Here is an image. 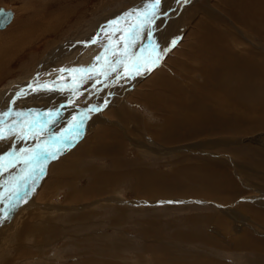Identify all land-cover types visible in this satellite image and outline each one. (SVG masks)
I'll return each instance as SVG.
<instances>
[{"label": "rangeland", "instance_id": "obj_1", "mask_svg": "<svg viewBox=\"0 0 264 264\" xmlns=\"http://www.w3.org/2000/svg\"><path fill=\"white\" fill-rule=\"evenodd\" d=\"M148 2L0 0V7L12 8L14 17L5 29H0V59L5 57L0 66V107L4 108H0V114L6 109L11 110L9 116L0 115V120L4 121L0 127L6 128L13 119H24L26 110L20 112L22 117L12 116V110L17 109L13 106L23 97L40 91H33L28 85L51 84L52 87L53 82L55 88L65 84L72 89L78 86V95L82 92V95H88L89 89H93L96 93L93 104L97 106L93 109L100 110L89 112L103 114L100 120L104 121L98 122L96 127L92 116L89 115L88 119L83 115L88 109L83 113L71 111L62 127V121L53 111L51 118H40L47 126L44 133H39L44 136L41 140L40 135L36 139L18 140L10 136V140H0V156L9 158L12 154L15 158L19 149H34L38 142L44 145V139L49 140L48 134L52 138L50 140L65 136V133L81 135L65 157L59 153L56 158L46 154L36 160L38 163L33 175L36 176L25 178L26 183L31 180V185H25L30 193L24 194L27 190L23 189L18 191L24 194H21L23 199L19 212L14 206L5 208L7 205L3 203L5 207L0 210V230L4 232L0 243V264H264V124L260 120L253 123L245 119L255 116L253 109L256 106L264 108V77L260 85L254 80L244 86L238 82L218 80L216 92L219 94L221 91L220 94L227 96L235 107L243 106L241 109L249 115L242 116L243 121L236 116L221 119L209 105L205 109L197 103L184 108L183 114L174 111L171 116L176 115L173 121L178 124L167 125L169 117L164 112L167 110L168 114L171 110H153L139 101L137 94L152 88L142 87V83L159 77L160 70L173 73L168 57L172 59L183 51V46L196 43L195 38L190 37L193 24L189 17L181 26L177 24L176 30L169 32V41L158 30V21L151 25L152 40L147 38L145 30L137 49L153 43L160 50L170 49L150 72L129 78L125 75V72L132 71L131 62H128L118 69L120 79L116 78L117 73H112L107 79L97 76L100 83L96 80L88 83V80L80 84L78 78L81 74L70 76L59 71L91 66L103 49L99 41L96 44L89 41L98 35L103 37L101 29L107 28L111 21L132 9H142ZM207 2H212L210 8L215 10L212 13L225 14L215 0H205ZM167 3L168 0H160L158 19L162 9L169 5ZM32 4V11L21 9ZM174 14L179 13L168 12L169 16ZM198 15L197 20L208 22L205 9ZM172 18L167 24L172 23L175 19ZM37 20L35 28L34 21ZM127 23L112 27L126 28ZM23 25H33L36 32H32V39L19 45L18 49L2 54L11 40L8 35L19 33ZM245 32V37L253 35L258 45L264 46V39ZM173 40L177 41L174 47ZM107 59H113V56L106 55L105 61ZM192 74L193 79H201ZM171 76L186 78L182 71ZM221 82L227 83L221 86ZM238 90V93L244 90L246 94L243 91L242 96L238 95ZM208 91L211 90H206V93ZM77 93L67 96L72 99L78 96ZM70 99L65 100L70 102ZM81 100L84 101V97ZM126 111L129 113L124 114ZM204 111L208 116L210 112V115L214 114L208 122L205 118L202 120ZM127 114L130 116L128 120ZM70 117L81 120L82 126L73 128L74 122L68 120ZM103 125L104 128L110 127L106 137L104 134L95 135ZM16 127L19 129L18 124ZM172 136L175 139H170ZM117 141L122 142L119 144ZM76 151L80 155L75 156ZM24 159L22 155L14 167L25 163ZM3 175L0 174V185L6 186L11 177ZM20 179L16 177V187L21 185ZM4 188L0 187L3 195ZM92 194L94 197H87ZM24 224L28 229L19 233Z\"/></svg>", "mask_w": 264, "mask_h": 264}, {"label": "bare ground", "instance_id": "obj_2", "mask_svg": "<svg viewBox=\"0 0 264 264\" xmlns=\"http://www.w3.org/2000/svg\"><path fill=\"white\" fill-rule=\"evenodd\" d=\"M186 1H188V0H168L167 4H169V5H167V7L165 9H162V11L160 12L161 14H160L159 19L157 18L155 21H158V27H157L158 30L160 32H162L164 37H166V39L169 41V38L171 36V35L168 36L169 32L171 30H176L179 26L182 25L183 22H186V19H188V17H189V21L190 20L195 21V24H194V22L190 21V23L193 24V28H191V32H190V35H191L190 37L192 39L195 38L196 43L194 45L183 46L182 47V48H184L183 51L178 53L176 56L174 55L175 56L174 58L171 59L168 57V64L171 65V67H172L171 70L173 71V73H171L170 71L165 70L163 68L165 71L160 70V73L158 72L159 77L149 79V82L145 81L146 83L143 82L142 84H144V85H142V87L143 86H146V88H147V86L149 88L152 87V88H150L152 90L148 89V90H146L147 92H143V93L138 92V94H137L138 100L146 103L153 110L163 111V110H166L167 108H169L171 110V112H169L168 114H167V112H168L167 110H166V112H164V113H166L165 116L169 117V118L167 117L168 119L165 118V119H167V121H169V122L165 121V122H167V125H168V123L169 124L171 123L174 125L178 124V122L175 123L173 121V119L176 118L175 117L176 115L174 114L175 116L174 115L171 116L174 113V111L179 112V115H180V112L184 108H187L188 106L193 105V104H197V103H199V105L205 107V109H207V106L209 105L213 109L214 114L216 112L218 116H221L220 117L221 119H222V117H226L228 119H231L233 116H236V117H240L239 118V120H240L242 116H244V117L249 116L248 114H245L246 111L241 109V107H243V106L239 105L238 107H235L234 105H232V101L227 96L220 94L221 91H219V94H218L216 92V90H217L216 88H219L218 80H220L222 82L223 81L238 82L242 86H244L247 83H251V81L254 80V81H256V83L259 82L258 84L260 85V81L264 77V46L258 45V43L252 37L253 35L251 36V38L245 37V34H246L245 30L252 33V34H255L259 38L261 37V39H264V0H215L217 7H220L225 12L224 15H220L218 13H212V11L213 12L215 11L214 9L210 8V7H212V2L205 3V0H197V1L196 0L195 1L189 0L188 2H186ZM190 2H193V3L190 4ZM25 5L26 4H24V6ZM24 6L21 7L22 10H24V8L26 10H31V7L32 8L34 7L33 4L29 7H24ZM182 8H183V10H181ZM203 9H205V11L208 13V22L207 23L205 21L202 22L200 20H197L200 17L198 14ZM170 10H172L175 13L178 11L179 14L171 15V16H173V18L177 19V21L173 22L175 20L174 19L171 24H167V22L171 18V16L168 15V12ZM63 13L64 12H62V14ZM182 14H184V15H182ZM14 15H15V12H14ZM32 15H34V14H32ZM12 18L14 19L13 15H12ZM41 19H43V18H41ZM29 21H30V19H29ZM29 21H28V23H30ZM34 22H35L34 27L36 28V23L38 22V20L34 21ZM8 23H6L4 26H0V29H5L9 25ZM32 24H34V23H32ZM38 25H40V24L38 23ZM28 26L23 25L22 28L20 27L21 29L19 30V33H17V32H16V34L10 33L11 35H8L11 38V40L7 43V46H6L7 48L3 49L4 51L2 52V54L4 52H10V50L18 49L19 45L20 46L23 45L33 36L32 32H36V31H33V29H34V27H32L33 25L32 26L28 25ZM45 27H46V25H45ZM49 27H51V26H49ZM49 30H50V28H49ZM8 32H10V31H7V33ZM10 38H8V39H10ZM3 44H5V43H3ZM164 44H165V46H167L166 48L169 47L168 42L165 41ZM0 48L2 49L1 44H0ZM22 49H23V47H22ZM3 59H5L4 56L2 57V59H0V66L2 64L1 61ZM113 59H114V56H113ZM180 71L185 73V76H186L185 79L182 78L181 76L178 79H175V78H173L174 76L173 77L171 76V74H175V73H178ZM191 74L192 75L196 74L197 76H200L201 79L198 78L199 80L197 81L195 78L194 79L192 78ZM251 74H253V75H251ZM153 76H154V74H153ZM96 78H98V77H96ZM96 78L93 80H89L88 83L95 81ZM224 83H222L221 86H223ZM56 84H59V81H56ZM193 84L196 87H193L192 86ZM253 84L255 85V83H253ZM50 85L51 84H49V87L51 88ZM69 86H67L65 84L63 87L61 86L59 88H56L58 90H47V91L40 90L38 92H34L33 94H31L29 96H26L27 98L23 97L24 98L23 100H21L20 102L17 101L18 103L15 104V106H13V109L16 107H17V109L14 112L12 110V116H17L16 115L17 112L20 113V112H22V110L23 111L26 110V112L24 113V115H25L24 120H26V121H33V120L37 121L38 122L37 125H39L38 128H40V127L43 128V131L40 132V134H42V133H44L45 130H47V128H46L47 126H45V123H42L40 121V118H45V116L49 117L48 114L49 113L53 114V111H55L54 114L62 121V127H63L67 118H68V114H70L69 112H71V111L77 112V113L79 111H82V113L84 111L86 112V110L89 109L91 105H94L93 99L96 96L95 91L93 89H89V91L87 93L90 96L82 95L83 92L81 94L79 93V95H78V93L76 92L78 96H75V97L73 96V98L70 99V97H68V96H72L71 94H73V92H71L72 88H70ZM261 86H263V85H261ZM234 88H236V87H234ZM256 89L257 88H255L254 90H256ZM206 90H211V91H208L206 93ZM223 90H225V89H223ZM254 90H253V92H254ZM260 90H262V89L260 88ZM227 91L229 92L230 90L226 89V92ZM243 91L244 90H242V93H243ZM238 92H239V90L237 91V93ZM224 93H225V91H224ZM229 93H230V95H232V92H229ZM237 93H236V95H237ZM242 93H238V95L240 94L242 96ZM244 93L246 94L245 91H244ZM160 94H163V96H160ZM255 95H256V91H255ZM200 96H202L203 98H201ZM250 96H251V94H250ZM256 96H254V97H256ZM261 96H260V98H261ZM78 97H80V98H78ZM83 97H84V101L81 100V98H83ZM191 97L193 99H191L188 102V99ZM66 98L67 99L69 98L70 102L65 100ZM17 99H19V98H16V100ZM25 99H26V101H24ZM83 102H85V103L83 104ZM68 103H70V104H68ZM72 103H74V104H72ZM162 103H163V105H162ZM83 106H84V108H82ZM232 106H234V107H232ZM95 107H97V106L94 105L90 109H93ZM0 108H3V107H0ZM7 108H8V106H7ZM80 108H82V109H80ZM258 108L259 107H257V106L254 109L252 108L255 116L254 117H250V116L245 117L246 121L251 120V121H253V123H256V121L260 120V122L264 124V108L263 109L262 108L258 109ZM200 109H196V110H200ZM6 110H8V109H6ZM6 110H4V111L8 112ZM127 112L128 111H126L124 114H126ZM79 113H81V112H79ZM86 113L83 115L86 116L87 118L89 117V115L92 116L93 121L95 123H97L96 127L98 126V122H104V121L100 120L103 117L102 116L103 114L96 115V113L92 114L89 111ZM114 113L116 115H118L117 112L114 111ZM210 113H209V116H210L209 117L208 115L205 114V111L202 112V114H203V115H201L202 120H203V118H205V120L207 122H208V119L211 120L210 118L214 114L210 115ZM254 114H252V115H254ZM179 115H177V116H179ZM12 116H10V117H12ZM71 116H73V113H71ZM181 116H180V118H181ZM10 117H8V118H10ZM128 117L130 118V116H128V114H127V120H128ZM13 120H15V119H13ZM68 120H70L71 122H74V124L81 122V120L79 121V119H74V118L72 119L71 117ZM236 122H237V119H236ZM195 124H197V123H195ZM217 124H218V121H217ZM18 126H19V124H18ZM69 128H71V127H69ZM84 128L87 130L86 127H84ZM49 129H50V127H49ZM94 130H95V128H94ZM109 130H110V127L104 128V125H103V128L99 129L95 135L99 136V135L104 134V136H105V133H108ZM112 130L113 129L111 128L110 133H112ZM172 130H173V128H172ZM252 131L253 130H249V132H252ZM52 133H54V129L52 130L51 134ZM80 136L81 135L77 132H74V133L72 132V134H68V133L66 134L65 133V137H69V139H67L63 145L59 146L58 152H57L58 146L54 143V140L61 137V136H56V137H54L55 139L50 140L52 138H50V134H48L49 140L47 138H45L44 140H46V141H44L45 142L44 145H42V142L41 143L38 142V143L42 146V149L44 150L45 155L47 153L57 152L59 154L64 155V157H65V154L67 153L68 149L70 147H73L72 145L74 143H76V141H77L76 138H79ZM117 137H119V136H117ZM117 137L116 138L114 137V138L116 140H118ZM39 138L41 140L42 138H44V136L41 137V135H40ZM8 139L10 140V138H8ZM170 139H175V137L172 136ZM103 141H105V140L103 139ZM105 142L107 143V141H105ZM109 142L110 141H108V144H109ZM121 142H118V143L120 144ZM80 151H82V150L80 149ZM74 155L78 156V155H80V152L76 151V152H74ZM37 163L38 162L36 160H34L30 164L23 163L17 167L10 168L6 172H4V175L2 177H11V178L9 180V184L6 185L4 190L2 191L4 193V195H3L2 201H0V203H2V205H0V210H1V207H5L3 205L6 204L7 206L5 208H7V209L14 206V208L18 212L20 211L19 206H20L21 201L23 199L22 198L23 196H21L22 193H19L20 189H23L26 191L27 188L25 187V185L26 184L27 185L32 184L31 180L27 181V183H26L25 178L36 176V175L35 176H33V175L36 171ZM33 170H35V171H33ZM16 177H21L20 182H21V185H23V188H21V185L16 187ZM23 182L25 184H23ZM15 187H16V190L19 189V192L15 197H13V199L11 201H9L8 197L11 196L14 191H16L14 189ZM28 193H30L29 190H27L24 194H28ZM24 194H22V195H24ZM82 195H84V194H82ZM87 197H94V194L88 195ZM79 199L80 198H78V200ZM72 200H75V198ZM3 203H5V204H3ZM1 214L3 215V212H1ZM6 217H8V216H6ZM27 229H28V225L24 224V228L21 229L19 233H25ZM3 233L4 232L2 230H0V243L2 241L1 238L3 236ZM107 249H109V251H110V248H107ZM112 249H113V247H112ZM1 252H2V250L0 247V254H1ZM108 255L110 256V254H108ZM104 263H106V262H104ZM6 264H8V262ZM91 264H93V263H91ZM97 264H103V263H97Z\"/></svg>", "mask_w": 264, "mask_h": 264}, {"label": "snow or ice", "instance_id": "obj_3", "mask_svg": "<svg viewBox=\"0 0 264 264\" xmlns=\"http://www.w3.org/2000/svg\"><path fill=\"white\" fill-rule=\"evenodd\" d=\"M160 0H149V2L142 9H132L125 13L124 16L117 18L109 23V26L105 29H101L103 37L97 36L89 41L90 44H96L99 41L100 47L103 51L95 58L94 63L88 67L72 68V69H60L59 71L63 74L67 72L70 76L73 74H83L79 77V83H86L88 80H93L97 76H103L107 79L112 73H117L116 78L120 79L121 75L118 71L119 68L124 67L128 62H131L132 71L125 72V75L129 78H135V75H140L145 71H152L153 67L158 66L161 57L166 54L170 49L160 50L158 45L154 43L150 46H143L139 49L136 48L137 43L142 39L143 33L147 30V38L152 40V28L151 25L154 24L155 20L158 18ZM4 15L2 10H0V16ZM127 27H115L113 25H120L125 22ZM135 21V22H132ZM119 33V35H117ZM177 43L176 40L172 41V46L174 47ZM121 44L123 45L121 47ZM149 48L151 51L149 52ZM147 53V54H146ZM116 56V59H107L105 61V56ZM102 61H105L101 64ZM98 67L102 70L98 71ZM91 74V75H89ZM96 83H100L96 79ZM33 91L38 90H58L55 88V82L50 88L48 84H37L35 87L33 85H28ZM78 90L73 88L72 91L75 94ZM23 91V90H22ZM99 111V108L88 109V111ZM11 110L0 114L2 116H9ZM18 117H22L23 114L17 112ZM51 118L52 114H48ZM75 119V118H74ZM37 121H26L21 119L20 121L13 120L12 124L5 127H0V140L8 139L10 136H15L18 140L36 139L43 128H37ZM0 124H3V120H0ZM19 124V129L16 125ZM82 126V121L80 123L73 124V128H79ZM69 137L61 135V137L54 140V143L58 146L57 152L59 151V146L63 145ZM57 152L47 153L52 158H56ZM24 156L25 164H30L34 160H38L41 156L45 155L42 146L38 143L34 149H19L15 153V158H12V154H9V158L0 156V174L6 172L10 167H14L15 163L21 156ZM35 171V170H33ZM43 172V168L40 169ZM0 187H5L0 185ZM19 189L14 191L11 196L8 197L9 201L13 199L18 194ZM3 199V194L0 193V201Z\"/></svg>", "mask_w": 264, "mask_h": 264}, {"label": "water", "instance_id": "obj_4", "mask_svg": "<svg viewBox=\"0 0 264 264\" xmlns=\"http://www.w3.org/2000/svg\"><path fill=\"white\" fill-rule=\"evenodd\" d=\"M2 12L4 15L0 16V26H4L6 23H8L12 19L13 15L12 10L2 9Z\"/></svg>", "mask_w": 264, "mask_h": 264}]
</instances>
